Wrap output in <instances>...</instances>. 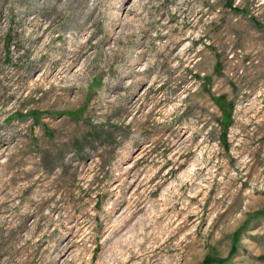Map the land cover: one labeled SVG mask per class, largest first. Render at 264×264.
Returning a JSON list of instances; mask_svg holds the SVG:
<instances>
[{"label":"rangeland","instance_id":"374dc122","mask_svg":"<svg viewBox=\"0 0 264 264\" xmlns=\"http://www.w3.org/2000/svg\"><path fill=\"white\" fill-rule=\"evenodd\" d=\"M0 264H264V0H0Z\"/></svg>","mask_w":264,"mask_h":264}]
</instances>
